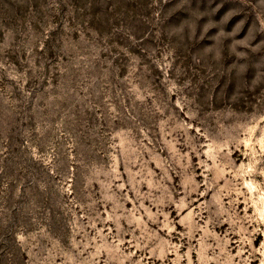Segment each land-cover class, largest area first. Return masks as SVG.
<instances>
[{
  "label": "rangeland",
  "instance_id": "rangeland-1",
  "mask_svg": "<svg viewBox=\"0 0 264 264\" xmlns=\"http://www.w3.org/2000/svg\"><path fill=\"white\" fill-rule=\"evenodd\" d=\"M0 264H264V0H0Z\"/></svg>",
  "mask_w": 264,
  "mask_h": 264
},
{
  "label": "bare ground",
  "instance_id": "bare-ground-1",
  "mask_svg": "<svg viewBox=\"0 0 264 264\" xmlns=\"http://www.w3.org/2000/svg\"><path fill=\"white\" fill-rule=\"evenodd\" d=\"M255 235L257 236V239L260 237V234L259 233H255ZM257 251L255 250H252V253L250 254V257L253 258V260H256V256H257Z\"/></svg>",
  "mask_w": 264,
  "mask_h": 264
}]
</instances>
